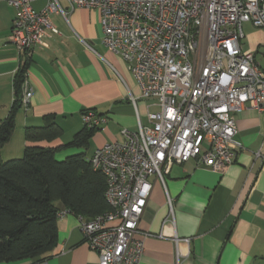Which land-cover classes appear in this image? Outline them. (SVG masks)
I'll use <instances>...</instances> for the list:
<instances>
[{
    "label": "built area",
    "instance_id": "2783aa9c",
    "mask_svg": "<svg viewBox=\"0 0 264 264\" xmlns=\"http://www.w3.org/2000/svg\"><path fill=\"white\" fill-rule=\"evenodd\" d=\"M34 1L9 0L16 9L10 38L23 57L45 45L50 33H59L50 15L65 13L60 0H47L40 10ZM68 2L72 8L100 10L104 44L121 54L142 97L158 106L148 111L149 124L123 128L122 141L95 150L92 165L105 174L112 209L94 218L79 215L99 264H140L145 244L136 233L152 192L150 177L164 182L173 164L192 159L224 172L243 148L236 115L247 107L264 109V68L241 44L244 23L264 29V0ZM27 79L22 93L26 108L34 93ZM83 119L86 126L100 129L109 117L86 109ZM69 212L63 209L58 217Z\"/></svg>",
    "mask_w": 264,
    "mask_h": 264
},
{
    "label": "crops",
    "instance_id": "0c3cea01",
    "mask_svg": "<svg viewBox=\"0 0 264 264\" xmlns=\"http://www.w3.org/2000/svg\"><path fill=\"white\" fill-rule=\"evenodd\" d=\"M46 2L35 0L33 5L40 10ZM60 2L65 13L50 15L59 33H50L45 45L32 51L27 80L34 93L29 107L18 109L12 138L1 156L18 125L25 138L26 127L54 120L62 136L34 144L61 146L86 128L83 112L95 109L109 120L94 132L88 148L68 147L56 153L64 159L84 152L91 159L99 147L122 141L123 128L137 130L140 122L149 124L148 111L158 109L154 100L142 97L121 54L104 44L100 10ZM15 15L9 0H0V120L14 103V78L24 62L10 38ZM243 29L242 50L253 52L264 68V29L250 22ZM236 121L243 148L224 172L200 167L192 159L173 164L164 182L150 177L153 188L136 233L145 244L140 264H264V109L247 107ZM56 204L66 208L62 202ZM80 227L77 213L58 217V240L42 258L45 264H99V253L89 247Z\"/></svg>",
    "mask_w": 264,
    "mask_h": 264
},
{
    "label": "trees",
    "instance_id": "16d2710c",
    "mask_svg": "<svg viewBox=\"0 0 264 264\" xmlns=\"http://www.w3.org/2000/svg\"><path fill=\"white\" fill-rule=\"evenodd\" d=\"M30 57L25 56L14 78L16 98L8 116L0 120V262L45 258L58 240V214L65 209L94 218L112 209L106 198L107 179L95 169L84 152L58 159L56 153L68 147L88 148L98 128L85 126L73 141L61 146L34 144L53 141L63 134L54 120L28 126L21 158L4 160L2 147L10 141L16 113L22 107L24 79Z\"/></svg>",
    "mask_w": 264,
    "mask_h": 264
},
{
    "label": "rangeland",
    "instance_id": "374dc122",
    "mask_svg": "<svg viewBox=\"0 0 264 264\" xmlns=\"http://www.w3.org/2000/svg\"><path fill=\"white\" fill-rule=\"evenodd\" d=\"M24 139V132L20 130L18 125V128L14 133L12 142L2 151L3 159L9 160L12 158H21L24 155L25 149ZM88 152H91V149H89Z\"/></svg>",
    "mask_w": 264,
    "mask_h": 264
}]
</instances>
